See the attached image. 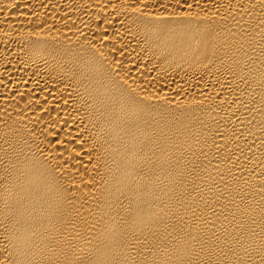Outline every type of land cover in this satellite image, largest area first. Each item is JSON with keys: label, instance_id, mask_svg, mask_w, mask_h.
<instances>
[{"label": "bare ground", "instance_id": "bare-ground-1", "mask_svg": "<svg viewBox=\"0 0 264 264\" xmlns=\"http://www.w3.org/2000/svg\"><path fill=\"white\" fill-rule=\"evenodd\" d=\"M0 264H264V0H0Z\"/></svg>", "mask_w": 264, "mask_h": 264}]
</instances>
